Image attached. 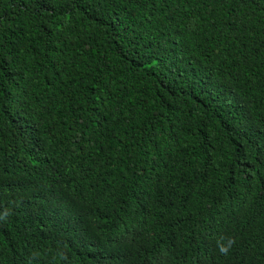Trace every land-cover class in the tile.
Listing matches in <instances>:
<instances>
[{
  "label": "trees",
  "instance_id": "16d2710c",
  "mask_svg": "<svg viewBox=\"0 0 264 264\" xmlns=\"http://www.w3.org/2000/svg\"><path fill=\"white\" fill-rule=\"evenodd\" d=\"M0 264H264V0H0Z\"/></svg>",
  "mask_w": 264,
  "mask_h": 264
},
{
  "label": "clouds",
  "instance_id": "9594fccd",
  "mask_svg": "<svg viewBox=\"0 0 264 264\" xmlns=\"http://www.w3.org/2000/svg\"><path fill=\"white\" fill-rule=\"evenodd\" d=\"M219 251H220L222 254H224V253L227 252V249H225L224 247L220 246V247H219Z\"/></svg>",
  "mask_w": 264,
  "mask_h": 264
}]
</instances>
